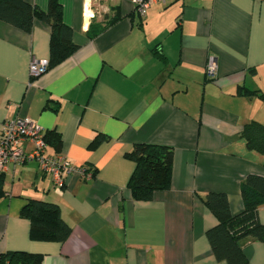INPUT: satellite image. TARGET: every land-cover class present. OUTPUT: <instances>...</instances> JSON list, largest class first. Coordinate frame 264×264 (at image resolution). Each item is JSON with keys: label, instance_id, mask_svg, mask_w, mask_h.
I'll return each instance as SVG.
<instances>
[{"label": "crops", "instance_id": "0c3cea01", "mask_svg": "<svg viewBox=\"0 0 264 264\" xmlns=\"http://www.w3.org/2000/svg\"><path fill=\"white\" fill-rule=\"evenodd\" d=\"M24 1L47 10L48 0ZM58 2L77 50L34 79L31 63L48 61L50 27L35 19L26 33L0 21V128L29 118L59 134L65 157L93 176L69 175L58 189L36 163L9 165L0 255L38 254L41 264H226L206 239L217 220L202 198L222 193L237 215L240 183L264 177V156L240 136L249 122L264 125V0H162L144 17L131 0ZM210 58L213 81L205 78ZM98 134L105 140L91 147ZM135 144L174 152L170 189L148 202L128 189L134 164L124 155ZM30 200L58 206L71 229L65 242L30 239L20 216ZM258 220L264 225V205ZM241 248L249 264H264V244L248 239Z\"/></svg>", "mask_w": 264, "mask_h": 264}, {"label": "trees", "instance_id": "16d2710c", "mask_svg": "<svg viewBox=\"0 0 264 264\" xmlns=\"http://www.w3.org/2000/svg\"><path fill=\"white\" fill-rule=\"evenodd\" d=\"M35 19L50 27L48 69L74 54L77 46L72 41L71 29L62 21L58 0H48L45 12L24 0H0V21L29 33ZM240 136L249 151L264 156V125L249 122L243 126ZM104 140L103 135L98 134L90 146L95 147ZM44 141L56 153L61 152V139L56 132H46ZM173 155L170 147L148 144H135L125 153L124 157L134 164L128 182L134 200L148 202L154 192L170 189ZM3 184L4 173H0V199L6 195ZM239 190L243 209L237 215L230 213L228 199L222 193H207L202 198L204 206L217 220V225L206 231V239L216 261L226 264H249L241 248L246 240L264 244V225L258 220V209L264 205V177L247 176L240 183ZM20 216L30 223L32 241L63 243L70 235V227L53 203L30 200L20 211ZM41 260V255L26 252L0 255V264H41Z\"/></svg>", "mask_w": 264, "mask_h": 264}, {"label": "built area", "instance_id": "2783aa9c", "mask_svg": "<svg viewBox=\"0 0 264 264\" xmlns=\"http://www.w3.org/2000/svg\"><path fill=\"white\" fill-rule=\"evenodd\" d=\"M131 1L136 12L144 17L150 6L162 0ZM47 70L48 61H33L29 68L30 78H37ZM216 74V61L210 58L205 68V78L213 81ZM45 133L42 127L27 117L4 122L0 128V173H5L9 165L36 163L40 173L48 177L58 189L65 187V178L72 174L90 180L92 171L73 166L62 152L53 155L46 153L48 146L44 141ZM25 145H30L31 149L26 150Z\"/></svg>", "mask_w": 264, "mask_h": 264}]
</instances>
